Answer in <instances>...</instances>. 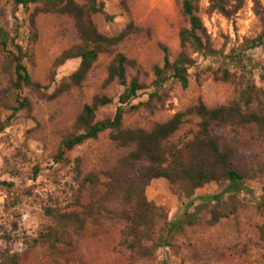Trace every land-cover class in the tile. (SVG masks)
<instances>
[{
	"label": "rangeland",
	"instance_id": "rangeland-1",
	"mask_svg": "<svg viewBox=\"0 0 264 264\" xmlns=\"http://www.w3.org/2000/svg\"><path fill=\"white\" fill-rule=\"evenodd\" d=\"M101 1L110 17H92L101 33L115 36L132 24L116 52L138 63L140 81L145 84L130 105L145 103L154 91L153 67L163 66L166 50L171 60L176 58L179 33L189 26L181 0ZM261 3L264 7V0ZM207 9L208 0H201L198 15L218 54L205 56L190 49L194 64L189 69L188 87L170 81L165 85L163 107L157 105L154 112L127 107L126 127L150 129L200 101L209 108L232 101L244 103L243 94L254 108H260V101L264 102V44L252 48L251 43L264 31V23L254 13L253 1L247 0L232 19L218 12L209 14ZM30 12L14 9L13 0H0V30L9 39L16 36V43L25 53L24 64L33 80L43 87L42 95L29 90L22 93L29 98L32 111L20 112L0 133V183L7 184L0 185V264H9L7 259L13 256H17V264H264V243L259 234V227L264 225V128L237 122L220 131L239 150L246 173L242 183H210L198 189L191 200L165 179L153 180L147 187L148 200L163 207L166 215V219H158V229L167 221H178L185 213H195V223L174 233L170 246L158 248L151 257L131 261L129 252L119 246L125 226L121 219L89 221L80 236L58 244L56 251L47 243L34 242L50 222L45 209H73L78 159L83 175H102L128 149L114 145L104 132L71 151L67 162L54 161L63 138L76 132V118L83 106L95 96L105 95L112 103L99 109L97 120L111 118L120 106L123 87L117 81L105 84L113 56L101 54L82 87L64 91V82L80 60L70 59L61 66H55V61L80 42L74 22L68 16L41 14L34 36ZM5 55L0 49V93L10 79L3 68ZM224 72L228 74L226 80L222 79ZM136 73L129 69L128 78ZM54 94V99L47 98ZM9 115L1 97L0 119ZM200 121L196 114H188L172 142L181 147L198 130ZM206 196H221V200L204 201ZM190 201L194 205L187 208ZM213 209L222 218L211 226L208 220Z\"/></svg>",
	"mask_w": 264,
	"mask_h": 264
},
{
	"label": "trees",
	"instance_id": "trees-1",
	"mask_svg": "<svg viewBox=\"0 0 264 264\" xmlns=\"http://www.w3.org/2000/svg\"><path fill=\"white\" fill-rule=\"evenodd\" d=\"M246 1L208 0L207 11L209 14L218 12L225 18L232 19ZM252 1L254 13L264 23L261 0ZM200 2L201 0H181V10L189 26L179 33L180 51L174 60L165 51L163 66L155 65L152 69L154 91L149 94L145 103L130 105L138 92L145 88V84L140 81L138 63L125 54L116 52V48L129 35L132 24L115 36L101 33L92 20L96 14L110 19L105 11V3L101 0H83L81 3L77 0H13L14 9L31 11L29 23L34 36H37V18L41 14L68 16L73 20L80 42L63 51L55 61V66H61L70 59L80 60L78 68L64 82V91L82 87L101 54L113 56L107 67L105 84L117 81L123 87L119 97L120 106L111 118L97 120L99 109L112 103V99L105 95H97L83 106L76 118V132L63 138L53 158L57 163L67 162L71 151L87 141L98 139L104 132H108L114 145L128 149V153L111 169L102 172V175H83L79 171L78 159V187L74 193L73 209L68 212L45 209L50 222L34 242L47 243L50 249L56 251L58 244L68 242L73 236H80L89 221L121 219L125 226L120 234L119 246L129 252L131 261L148 258L158 248L170 246L169 240L174 233L195 223V213H185L178 221H167L162 229L157 228L158 219H166V215L163 207L155 205L146 196V189L153 180L165 179L185 199L191 200L195 192L207 184H240L246 179L239 150L220 130L236 122L264 128L263 101H260V108H254L244 94V103L232 101L214 108H209L200 101L192 108L174 114L167 121L154 124L150 129L124 125L127 107L128 110L144 107L150 112H154L157 105L162 108L167 96L165 85L170 81L179 82L182 88L188 87L189 69L194 64L189 54L190 49L205 56L218 54L213 49L206 27L198 15ZM263 44L264 31L252 41L251 47L256 48ZM0 49L6 54L3 68L10 74L7 88L0 93L2 104L10 111L5 120L0 119L2 133L20 112L32 111L29 98L22 93L29 90L42 95L43 87L33 80L24 64L25 53L16 43V36L9 39L0 30ZM129 69L136 70V75L128 78ZM227 76L224 72L222 79L226 80ZM56 96L54 94L47 98L51 100ZM190 113L200 117L199 128L180 147L172 139ZM0 185L7 184L4 182ZM212 199L220 201L221 196L203 198L204 201ZM193 205L190 201L187 208ZM221 218L222 215L213 209L208 224L213 226ZM259 234L264 243V225L259 227ZM7 260L9 264L18 263L17 256Z\"/></svg>",
	"mask_w": 264,
	"mask_h": 264
}]
</instances>
